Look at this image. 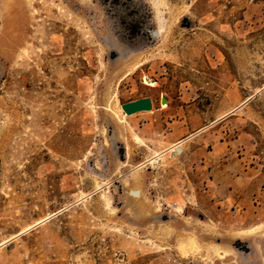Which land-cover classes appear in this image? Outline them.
<instances>
[{
	"label": "rangeland",
	"instance_id": "rangeland-1",
	"mask_svg": "<svg viewBox=\"0 0 264 264\" xmlns=\"http://www.w3.org/2000/svg\"><path fill=\"white\" fill-rule=\"evenodd\" d=\"M237 156L264 169V0H0V264H264V185L205 181Z\"/></svg>",
	"mask_w": 264,
	"mask_h": 264
},
{
	"label": "crops",
	"instance_id": "crops-1",
	"mask_svg": "<svg viewBox=\"0 0 264 264\" xmlns=\"http://www.w3.org/2000/svg\"><path fill=\"white\" fill-rule=\"evenodd\" d=\"M149 98V97H148ZM152 103L153 107V100L149 98ZM137 100V99H136ZM134 101V100H133ZM238 108L233 109L232 112L237 111ZM149 112L137 113L131 116H125L122 119L126 125L132 126L134 128H138L140 126L148 127L152 124V115H147ZM123 113L121 114L122 118ZM120 118V119H121ZM177 124L181 122L179 120H175ZM194 131H189L185 133L187 136L185 140L173 139L170 140L169 145L164 147L161 153L168 152L171 148L176 147L179 143L180 145L185 142L192 141L195 134H192ZM171 152V150H170ZM185 154V151L181 149V155ZM235 167L224 168L218 174H208V178L205 180L207 185L215 186V189H223V193H221L224 199L220 203L227 202L231 197H234L233 191L237 192L240 188L241 189H253L256 188L257 185H264V169L262 170H254V168H250L249 166L243 167L241 162L245 160L242 157H236L235 159ZM264 166V165H263ZM263 168V167H262ZM259 172V173H258ZM260 179V180H259ZM259 191V188H257ZM261 189V188H260ZM264 190V189H263ZM141 194V193H140ZM264 196V191L262 193L261 198ZM249 203V202H248ZM248 203L244 204L243 206L247 208ZM238 205V204H237Z\"/></svg>",
	"mask_w": 264,
	"mask_h": 264
},
{
	"label": "water",
	"instance_id": "water-1",
	"mask_svg": "<svg viewBox=\"0 0 264 264\" xmlns=\"http://www.w3.org/2000/svg\"><path fill=\"white\" fill-rule=\"evenodd\" d=\"M151 35L153 37L157 36V32L156 31H152ZM165 100L162 99L161 100V104H164ZM152 103L151 100L148 97L145 98H140L134 101H130V102H126L120 105V109L122 110V112L127 115V116H131L137 113H143V112H150L152 111ZM175 153L180 154L181 153V149H175ZM130 195H132L133 197H139L140 196V192L139 191H130L129 192Z\"/></svg>",
	"mask_w": 264,
	"mask_h": 264
},
{
	"label": "bare ground",
	"instance_id": "bare-ground-1",
	"mask_svg": "<svg viewBox=\"0 0 264 264\" xmlns=\"http://www.w3.org/2000/svg\"><path fill=\"white\" fill-rule=\"evenodd\" d=\"M156 4H157V3H156ZM158 5H159V4H158ZM157 7H158V6H156V8H157ZM161 13H162V12H161ZM159 15H161V14H159ZM157 16H158V14H157ZM161 27H162V26H160V28L157 29L156 31H157V32H160V31L162 30ZM146 78H147V77H146ZM146 78H144V81H146ZM142 81H143V80H142ZM149 81H150V80H149ZM149 81H146L145 83H147L149 86H154V85H155V84H152V83H153L152 81H151L152 83L149 82ZM248 100H249V99H248ZM162 108H164V107H162ZM229 114H230V113H229ZM124 117H125V115L123 114V115H122V119H124ZM179 146H180V145H179ZM160 159H161V155H160V153H158V154L155 153V154L151 157V161H152V162H157V161L160 160ZM143 165H144V164H143ZM40 222H43V221H40ZM40 222H39V223H40ZM3 244H4V243H1L0 246H2ZM193 244H194V243H193ZM183 249H184V248H183Z\"/></svg>",
	"mask_w": 264,
	"mask_h": 264
},
{
	"label": "trees",
	"instance_id": "trees-1",
	"mask_svg": "<svg viewBox=\"0 0 264 264\" xmlns=\"http://www.w3.org/2000/svg\"><path fill=\"white\" fill-rule=\"evenodd\" d=\"M112 1H114V2H119L120 0H112Z\"/></svg>",
	"mask_w": 264,
	"mask_h": 264
},
{
	"label": "built area",
	"instance_id": "built-area-1",
	"mask_svg": "<svg viewBox=\"0 0 264 264\" xmlns=\"http://www.w3.org/2000/svg\"><path fill=\"white\" fill-rule=\"evenodd\" d=\"M175 206H176V204H175V203H173L172 207H175Z\"/></svg>",
	"mask_w": 264,
	"mask_h": 264
}]
</instances>
